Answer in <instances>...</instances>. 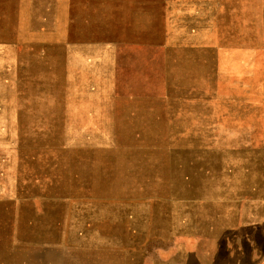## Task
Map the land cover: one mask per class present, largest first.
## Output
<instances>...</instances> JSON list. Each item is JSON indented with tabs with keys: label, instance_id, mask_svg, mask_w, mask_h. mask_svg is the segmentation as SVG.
I'll return each mask as SVG.
<instances>
[{
	"label": "rangeland",
	"instance_id": "obj_1",
	"mask_svg": "<svg viewBox=\"0 0 264 264\" xmlns=\"http://www.w3.org/2000/svg\"><path fill=\"white\" fill-rule=\"evenodd\" d=\"M218 69L264 78V0H0V264H182L179 226L264 179V87L209 134Z\"/></svg>",
	"mask_w": 264,
	"mask_h": 264
},
{
	"label": "crops",
	"instance_id": "obj_2",
	"mask_svg": "<svg viewBox=\"0 0 264 264\" xmlns=\"http://www.w3.org/2000/svg\"><path fill=\"white\" fill-rule=\"evenodd\" d=\"M220 70L222 69L217 71ZM215 81L216 92L214 91L215 94L211 97L216 103L211 101L212 104L208 109L216 111L213 117H209V122H206L204 116V124L208 126L206 131L220 136L249 132L242 124L244 92H248L251 87H264V78L251 77L248 71L225 69L222 70L221 80L216 78ZM218 84L222 90L217 88ZM208 103H210L209 98L206 100V104ZM217 104L219 106L221 104L222 108ZM230 109L233 110L232 115ZM238 138L240 136L235 137ZM229 162L231 163L227 157L226 163ZM237 167L241 165L235 166L236 169ZM242 180H229L220 184L222 193L213 203L214 206L205 207L202 215L193 217V220L190 218L179 226L175 236L185 238L184 243L182 241L184 247L178 250L183 259L182 264H188L192 258L195 264H264V179ZM193 186L192 182L191 187ZM218 237H237L245 241L246 245L226 246L224 251L227 255L223 260L220 259L222 253L220 247L212 245L213 238ZM256 237L262 238V243L257 244L253 239ZM208 245L212 246L207 249Z\"/></svg>",
	"mask_w": 264,
	"mask_h": 264
},
{
	"label": "bare ground",
	"instance_id": "obj_3",
	"mask_svg": "<svg viewBox=\"0 0 264 264\" xmlns=\"http://www.w3.org/2000/svg\"><path fill=\"white\" fill-rule=\"evenodd\" d=\"M190 30H192V29H190Z\"/></svg>",
	"mask_w": 264,
	"mask_h": 264
}]
</instances>
